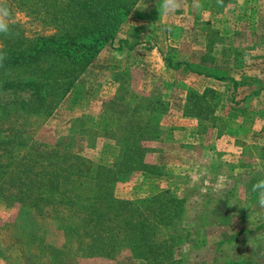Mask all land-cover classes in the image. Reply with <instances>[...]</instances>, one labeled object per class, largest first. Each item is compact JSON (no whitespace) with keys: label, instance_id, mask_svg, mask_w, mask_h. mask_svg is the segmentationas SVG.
Instances as JSON below:
<instances>
[{"label":"rangeland","instance_id":"rangeland-1","mask_svg":"<svg viewBox=\"0 0 264 264\" xmlns=\"http://www.w3.org/2000/svg\"><path fill=\"white\" fill-rule=\"evenodd\" d=\"M27 2L29 5L24 6L22 0H0V26L18 25L29 39L53 34L33 12L34 3ZM208 27L226 36L224 43L214 46V54L220 56L218 70L192 63L197 31L204 32ZM263 38L264 0H139L114 38L49 115L18 108L0 110V139L16 137L21 142L20 154L35 145L31 155L39 163L35 171L43 165L40 160H56L45 156L56 148L61 150V160L62 148L69 138L77 163L102 166L104 172L125 161L120 156L122 150L140 147L141 155L135 161L142 157L143 163L161 167L163 175L154 179L142 171H127L112 184L114 196L141 201L168 188L186 199V213L180 223L183 227L202 220L199 199L215 202L228 184L232 192L229 207L222 206L225 216L204 231L208 245L198 259L211 262L218 255L219 262L212 264H222L225 258L247 254L254 242L255 264H264V229L256 230L264 226V132L260 131L259 120H264V93L260 95L264 85V45L251 54L243 53L247 40L261 43ZM234 48H239L240 53H234ZM178 62L187 63L177 66ZM234 79L241 84L235 92L229 82ZM205 88L219 94L216 123L221 126L213 130L206 125L202 132L194 118L183 115V105L188 90L202 92ZM249 92L260 97L242 99ZM151 131L154 139L142 137V133ZM242 148L247 149L241 153ZM254 156H262V161L253 160ZM21 163L27 165L23 159ZM229 175L245 179L256 176L258 181L247 180L234 187L232 181L229 184L223 179ZM5 188L0 191V253L7 260L0 258V264H16L21 250L38 258L34 261L37 264H52L57 253L62 264H145L135 259L122 242L112 259L72 253L77 242H72V233L68 237L62 228L83 225L94 203L100 206L107 222L118 223L119 218L113 216L99 194L85 201L87 209L83 212L73 210L56 195L55 201L40 213L22 204L15 188ZM245 224H257L253 235L242 227ZM241 228L247 232L216 254L220 236ZM88 237L85 243L96 238ZM184 253L185 244L178 241L174 258Z\"/></svg>","mask_w":264,"mask_h":264},{"label":"trees","instance_id":"trees-1","mask_svg":"<svg viewBox=\"0 0 264 264\" xmlns=\"http://www.w3.org/2000/svg\"><path fill=\"white\" fill-rule=\"evenodd\" d=\"M27 1L22 0V4L28 6ZM30 2L34 3L33 12L42 24L46 25L45 28L54 32L48 36L29 39L18 25H8L4 28L0 26V110L18 108L26 113L49 115L86 72L100 50L114 38L123 20L139 0ZM203 31L205 48L193 52L192 63L214 68L219 60L213 54L214 46L224 43L226 37L209 27ZM246 42L243 53L251 54L264 45V38L261 43L254 40ZM238 49L234 48L233 52L239 54ZM167 63L170 65V61ZM185 63L187 62H178L177 66ZM236 86L238 84L233 82V88ZM260 91H264V85ZM256 92H251V95L257 96ZM218 107L219 94L214 89L205 88L202 92L190 89L185 97L183 115L194 118L202 132H205L208 126L215 130L221 126L216 123ZM262 131L264 132V128ZM153 133H142V137L152 140L156 137L151 139ZM20 147L21 142L16 137L0 139V159H5L0 162V191L6 189L5 187L15 188L20 202L30 205L40 213H43L49 202L55 201L56 195L60 196L64 203L72 205L73 210L83 212L87 209L84 206L85 201L90 200L92 195L99 194V199L109 204L113 216L119 218L117 225L107 222L100 206L94 203L86 212L83 225L75 223L72 228L63 227V233L68 237L72 233V242H77L72 247L75 256L80 254L86 258L112 259L116 248L122 242L127 245L135 259L145 264L219 262L218 255L214 256L211 262H207V259L199 260L198 256L208 245V235L204 231L225 216L222 206L229 207L228 184L224 185L225 189L219 192V198L215 202L206 198L199 199L197 205L201 208L199 219L202 220L192 226L183 227L180 223H183L186 213V199L168 188L160 189L141 201L116 199L114 196L112 184L127 171H142L154 179L163 175L160 172L161 167L143 163L142 157L135 161L141 155L140 147H131L126 152L122 150L120 156L125 161L121 160V164H115V168L108 172L102 171V166L89 167L86 161L77 163L70 138L64 143L61 160L60 155L58 156L60 149L49 151L51 154L46 153L45 156H53L56 160H40L43 165L36 171L34 166L39 163L31 156L35 153L36 146L33 145L23 154H20ZM22 159L27 165L21 163ZM12 160L19 162L13 163ZM14 164L17 165L12 168ZM228 178L232 183L240 180L230 175ZM259 229L261 228H256ZM246 232L245 229H240L221 235L215 244L216 254H219L223 247L234 244ZM87 236L96 238L90 243H85ZM178 241L185 244V253L175 259L174 246ZM251 244L247 254L245 252L244 255L225 258L222 264H255L256 250L253 246L256 244ZM262 255L264 256V253ZM56 257L52 264H62L63 261L58 258L59 253ZM0 258L7 260L3 253H0ZM16 259V264H37L34 261L38 258L31 257L28 251L21 250Z\"/></svg>","mask_w":264,"mask_h":264},{"label":"crops","instance_id":"crops-1","mask_svg":"<svg viewBox=\"0 0 264 264\" xmlns=\"http://www.w3.org/2000/svg\"><path fill=\"white\" fill-rule=\"evenodd\" d=\"M198 32V38H197V46L195 45V47H194V49H196V51H202V50H204V36H205V33H203V32H199V31H197ZM222 35V34H221ZM225 36V35H224ZM226 37V36H225ZM218 45V44H217ZM213 54H214V52H213ZM215 55V54H214ZM216 56V55H215ZM218 58H219V60L217 61V64H216V66L214 67V68H211L212 70H218L219 69V66H218V64H219V61H220V56H217ZM248 64H250V62L248 63ZM197 67H199V68H205V66H207V65H205V66H202V65H196ZM208 68H210V67H208ZM207 68V69H208ZM250 68L251 69H253V66H250ZM251 81V83H256V81L255 80H250ZM228 82V81H227ZM229 82H231V86H232V91H236V90H239V87L238 86H236V88H233V82H237V84L239 85L240 83L238 82V80H236V79H234V80H229ZM251 90V89H250ZM262 93H264L263 91H261L260 92V95L262 96ZM248 96L246 97V98H244V96L242 97V99H245V101L247 100V98L250 100L251 98H259L260 97V95H259V97L258 96H255V95H251V92H249L248 94H247ZM236 101H238L237 99H235ZM245 111V110H244ZM243 112V111H242ZM259 120H260V122H261V127H260V131H262L263 130V125H264V120H262V117L261 118H259ZM72 124H75V123H72ZM75 127V126H74ZM73 126H72V128H74ZM263 132V131H262ZM241 146V145H240ZM245 149H247V148H244V150ZM241 150V153L242 152H244V150H243V148L242 149H240ZM243 150V151H242ZM244 155V154H243ZM247 158H249V159H251V157L250 156H246ZM261 158H263L262 156H254L252 159L253 160H255V161H257V160H259L260 159V161H262L261 160ZM245 177V176H244ZM244 177H237V178H240V180H238V182L237 183H232L233 185H234V187H236L237 185H240V184H242L244 181H247V180H250V181H252V182H257L258 180H257V177L256 176H254V177H249V179H245ZM264 177V176H263ZM224 181H231L229 178H228V176H225L224 178ZM260 179H262V178H260ZM257 180V181H256ZM263 180V179H262ZM230 192H231V189H230V191H229V199H230V197H231V194H230ZM232 193V192H231ZM255 225H257V224H253V226H251V225H247V224H245V225H243L242 227H244L245 229H248V230H250V232H251V235H253V233H255L254 231H253V227L255 226ZM264 229V226H261V229ZM241 229H243V228H241ZM240 230V229H239Z\"/></svg>","mask_w":264,"mask_h":264}]
</instances>
